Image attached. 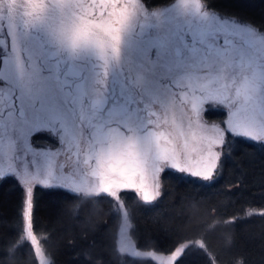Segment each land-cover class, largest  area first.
I'll list each match as a JSON object with an SVG mask.
<instances>
[{"label": "snow or ice", "instance_id": "snow-or-ice-1", "mask_svg": "<svg viewBox=\"0 0 264 264\" xmlns=\"http://www.w3.org/2000/svg\"><path fill=\"white\" fill-rule=\"evenodd\" d=\"M210 7L171 0L181 26L134 44L141 0H0V153L32 152L24 183L117 199L135 189L151 202L164 167L212 179L226 131L264 142V27ZM205 99L227 108L226 128L200 123ZM37 129H56L66 149L34 151ZM31 193L26 242L40 253Z\"/></svg>", "mask_w": 264, "mask_h": 264}, {"label": "trees", "instance_id": "trees-1", "mask_svg": "<svg viewBox=\"0 0 264 264\" xmlns=\"http://www.w3.org/2000/svg\"><path fill=\"white\" fill-rule=\"evenodd\" d=\"M143 1L158 5L171 0ZM202 2L211 10L264 27V0ZM225 111L221 105L207 104L203 114L223 119ZM224 136L212 179L164 167L159 174L160 195L151 202L135 189L119 191L137 247L168 252L182 243L196 246L173 264H264V142L227 131ZM33 137L37 143L46 139L40 131ZM16 174L9 171L0 177V264H39L34 244L21 237L25 185L23 176ZM31 188V224L41 234L49 264H161L119 249L116 198L37 182Z\"/></svg>", "mask_w": 264, "mask_h": 264}, {"label": "rangeland", "instance_id": "rangeland-1", "mask_svg": "<svg viewBox=\"0 0 264 264\" xmlns=\"http://www.w3.org/2000/svg\"><path fill=\"white\" fill-rule=\"evenodd\" d=\"M141 4L143 5V9L144 11L141 12L140 16L134 20V24L136 25L135 27V32L137 34H141L142 35H138V36H134L133 37V42L134 44L136 43H140L141 41H143L144 39H146L149 36H153V35H163L166 34V32H170L172 30H175L177 27L181 26V24L183 23L182 21H178L177 19H175V14L172 12L171 10V1L162 3V4H158V5H147L145 4V2L143 0H141ZM207 10L209 12L214 11L211 10L209 8H207ZM152 13H163L164 15H161L159 17L152 15ZM155 51V50H153ZM154 58V57H153ZM197 95H199V93H197ZM221 105L223 107H225L223 104H220L218 101L216 100H212V99H205L202 106H201V110H200V123L204 124L207 128H212L214 125L215 126H219L221 128H226L227 125L225 123H222V121H226L227 119V108L225 107V116L223 119H216V118H212V117H207L206 115L204 116L203 114V109L206 105ZM191 109V104L188 103L186 105V110L189 112V115H191L190 112ZM195 119V117H193ZM35 131H40L43 132L45 134V141H41V143H37V141L35 140V138L33 137V132L29 135V143H32L34 141V143H32V147L34 149V151L36 152H57V151H64L66 149V145L61 144L59 142V135L56 129H37ZM217 151H219V147L216 148ZM14 156H19V159H15ZM65 157L61 156L58 157V160H63ZM39 159V158H37ZM33 160V155L32 152H23V151H18L16 153H0V168H4L6 170V173H9V171H7L8 166L11 165L12 167H14L16 169L15 172H13L14 174L18 173L19 175L23 176V170H24V163L27 162L29 165V171L34 172L35 168L34 166L31 164V161ZM56 174L57 175H67V172H61L58 168L56 169ZM17 175V174H16ZM41 179H43V175H41L40 177ZM81 176L78 173L77 174V179H80ZM24 182V180H23ZM37 181H33L30 185H25V189H24V193H25V199H24V209L27 207V200H28V187H31V185ZM39 183V182H37ZM89 183H94V181H92L91 179H89ZM157 183L159 184V176H158V180ZM42 184V183H40ZM45 185V184H43ZM53 185H56L55 183ZM123 189H120L118 191H121ZM150 191H153L155 189H149ZM159 190V188H158ZM137 191V190H136ZM137 193L141 196L142 198V192H138ZM119 199V198H118ZM117 200V205L120 211V217H119V221H118V227H117V233H116V241H117V246L119 247V249L123 252H129L132 254H137V255H144V256H150L154 259H156L157 261H159L161 263V259L163 258L164 260H167V264H173L174 260H170L168 259L169 257H171L176 248H180L183 246L182 244L177 245L173 250L168 251V252H164V251H160V250H156L153 248H139L136 246L132 236L130 235L129 232V226H130V217H129V211L127 206L124 204V202H122L120 199ZM27 224L28 221L24 218L23 224L21 226V237H25L26 238V234H27ZM32 232L33 235L36 236L37 238V242H38V246L40 249V253L37 252V246H35L36 252H37V257L39 259V264H49V257L47 255V253L43 250L42 248V243H41V234L38 233L37 231L34 230L33 226H32ZM196 242L200 243L199 240H196ZM125 249V250H122Z\"/></svg>", "mask_w": 264, "mask_h": 264}]
</instances>
